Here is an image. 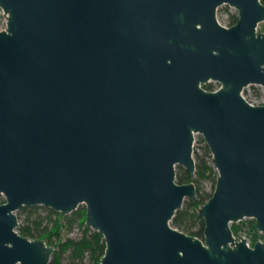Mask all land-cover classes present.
Masks as SVG:
<instances>
[{
  "label": "water",
  "instance_id": "water-1",
  "mask_svg": "<svg viewBox=\"0 0 264 264\" xmlns=\"http://www.w3.org/2000/svg\"><path fill=\"white\" fill-rule=\"evenodd\" d=\"M235 7L226 22L219 3ZM0 264L53 246L15 209L83 203L97 264H264L263 0H0ZM215 169L199 233L169 220L193 181V134ZM248 216L262 236H234Z\"/></svg>",
  "mask_w": 264,
  "mask_h": 264
},
{
  "label": "trees",
  "instance_id": "trees-1",
  "mask_svg": "<svg viewBox=\"0 0 264 264\" xmlns=\"http://www.w3.org/2000/svg\"><path fill=\"white\" fill-rule=\"evenodd\" d=\"M235 17L236 13H231L228 21L234 20ZM259 22L264 29V21ZM197 140L200 142L198 150L193 149L192 151L193 173L190 174L178 163H175L174 166L175 180L194 182V196L183 198L180 206L171 215L169 222L176 227L199 233L200 238H202L203 222L197 210L212 190L215 169L210 162V152L201 135L197 134ZM203 179L211 181L210 190L201 189L200 183ZM39 206L46 210L41 213L38 209ZM15 214L18 215L19 219L15 226L17 231L28 236L38 235L53 246L47 264H63L64 256L66 264H97L98 257L103 251L104 240L98 230L84 223L85 209L83 203H78L68 213H62L40 204H22L15 209ZM73 223H76L80 228V233L77 236L61 233L63 227L69 228ZM244 223L248 228L249 242H252L256 236H262V232L254 228L252 217H244ZM229 226L231 231L237 234L241 224L230 221Z\"/></svg>",
  "mask_w": 264,
  "mask_h": 264
},
{
  "label": "rangeland",
  "instance_id": "rangeland-1",
  "mask_svg": "<svg viewBox=\"0 0 264 264\" xmlns=\"http://www.w3.org/2000/svg\"><path fill=\"white\" fill-rule=\"evenodd\" d=\"M231 13H236L235 7L233 5L225 3V2L219 3L216 7V10H215V14L217 16H219L220 18H222L223 20H225L226 22H228ZM0 25H4L3 24V16L1 13H0ZM256 28L263 29L260 22L257 23ZM242 92L245 94V96L247 98H249L251 100L256 99L259 101H264L263 86L258 84V83L247 84L246 86H244ZM195 136L197 137V134ZM200 184H201V189H203L205 191H208L211 188V181L209 179H203ZM38 204H40V203H38ZM40 205L46 206L44 204H40ZM38 209L41 211V213H43L46 210L45 208L40 207V206L38 207ZM66 213H68V212H66ZM244 217L246 218V216H244ZM244 217H241V218L234 220V221L238 224H241L237 234H241L243 236H246L247 239L249 240V232H248V228H247L246 224L244 223ZM241 221H243V222H241ZM61 233L64 235L77 236L80 233V228L76 223H73L71 225V227H69V228L63 227L61 229ZM63 264H66L65 256L63 257Z\"/></svg>",
  "mask_w": 264,
  "mask_h": 264
},
{
  "label": "built area",
  "instance_id": "built-area-1",
  "mask_svg": "<svg viewBox=\"0 0 264 264\" xmlns=\"http://www.w3.org/2000/svg\"><path fill=\"white\" fill-rule=\"evenodd\" d=\"M1 11V10H0ZM1 13V12H0ZM2 14V13H1ZM2 16H3V14H2ZM3 24H4V16H3ZM248 84H253V83H248ZM247 85V84H246ZM246 85H244V86H246ZM244 86L242 87V89H241V95L247 100V101H249V102H252V101H254V100H251V99H249V98H247L246 96H245V94L242 92L243 91V88H244ZM263 91H264V86H263ZM256 100V99H255ZM197 133H194L193 134V140H192V151H193V149H196V150H198V145H199V141L197 140V137L195 136ZM202 140H203V138H202ZM204 141V140H203ZM258 231V230H257ZM260 232V231H259ZM233 235L234 236H237L236 234H234L233 233Z\"/></svg>",
  "mask_w": 264,
  "mask_h": 264
}]
</instances>
